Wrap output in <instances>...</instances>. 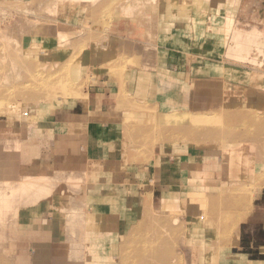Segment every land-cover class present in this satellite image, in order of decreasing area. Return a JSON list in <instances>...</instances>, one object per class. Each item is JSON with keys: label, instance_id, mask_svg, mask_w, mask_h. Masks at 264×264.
I'll use <instances>...</instances> for the list:
<instances>
[{"label": "rangeland", "instance_id": "374dc122", "mask_svg": "<svg viewBox=\"0 0 264 264\" xmlns=\"http://www.w3.org/2000/svg\"><path fill=\"white\" fill-rule=\"evenodd\" d=\"M54 1L0 0V198H10L0 264L27 258L18 243L53 248L62 238L80 249L70 264H264L246 262L236 241L264 193V0H99L65 21L69 43L47 56ZM98 84L119 119L95 133L100 153L74 154L75 169L70 133L101 124L81 114ZM79 116L83 126L72 123ZM56 135L65 144L53 152ZM38 161L50 178L67 175L52 189L54 209L50 199L23 201L22 189L15 207L10 190ZM237 188L241 207L219 221L225 210L212 202ZM36 216L44 224L29 239L20 228Z\"/></svg>", "mask_w": 264, "mask_h": 264}, {"label": "crops", "instance_id": "0c3cea01", "mask_svg": "<svg viewBox=\"0 0 264 264\" xmlns=\"http://www.w3.org/2000/svg\"><path fill=\"white\" fill-rule=\"evenodd\" d=\"M86 104L85 105L83 104V105L85 106V109L88 108L89 110L86 113H81V114L86 115V118L88 121L90 120L89 118L95 117L96 121H98L101 124L89 123V125L85 124V126H83L82 125L83 120H81L82 119L81 116L78 117L79 118L78 120H75L72 122L79 126L84 127L83 129H81V132H77L76 129H72V132L70 133V135H72L71 139H74V140H71L70 142V146H69L70 158H69L68 163L66 162V164L70 166L71 164H75V166H78V167H74L75 169L82 168V165L81 163L74 162V154L76 155L75 156L76 159L81 160L83 153H85V158L86 160L89 161L90 158L89 159L87 158L88 157L87 153H91V154H95L97 152L100 153V150L97 149L99 148L98 146L100 145V143L96 140V137H97L96 132H98L97 130L101 128L100 126L105 125V121L110 122V120L119 119V116H118L119 114L114 109L115 106L114 107L112 106L114 103L110 97V93H107L105 91V84H98L97 86L94 87L93 91L90 93V95H88ZM99 109H102V110L99 111ZM97 111H99L102 114L99 115L100 113H98ZM61 134H64V133H60L59 135ZM56 136H57L56 138L54 137L55 141H54V144L52 145L53 150H54L53 152L55 151L57 152L58 148L62 149L63 144H65V142L63 141L64 139H62L61 136L60 137L58 135ZM81 149L83 150L82 153H80ZM62 161H64L63 163H65V160H62ZM62 161H60L59 163L58 162L56 163V160H55V162H53L54 167L61 169L62 164H63ZM38 162L39 163H37V166L44 164V161H38ZM27 167L31 168L30 163L29 165H27ZM103 167L105 169V164L103 165ZM42 206L39 205V207L36 209L37 212H39L37 215L42 213V211H46L47 206H44V207ZM251 211L252 213L250 217L239 228V234L236 238L237 247L239 248V250H243V253L246 257L245 258L246 262H254V261L264 262V193L259 195L254 200V204H253ZM45 215L46 213L43 216ZM39 224L41 225L40 228H42V225L44 224L43 217L38 218L36 216L33 218H29L27 221H25V223L22 225L20 230L25 235H27L28 233L26 237L31 239L34 237V234L36 232L34 227L38 226ZM42 230L43 229H41L40 231ZM42 232H43L42 238L46 240L47 235H45V230H43ZM39 234L40 233H38V235ZM55 236H57V234ZM54 242L56 244L55 240L53 241V243ZM55 244L53 245V248ZM50 245L51 244H49L48 242H36V243L32 242L30 245L29 244L27 245L24 243H18V254H19V251H21L20 254L22 253V254L27 255V258H25L24 260L22 259L17 260V263L18 264L19 263L30 264V263L50 262L51 259L49 258L53 256V248L50 247ZM30 248L33 250V253L28 251V249Z\"/></svg>", "mask_w": 264, "mask_h": 264}, {"label": "bare ground", "instance_id": "6f19581e", "mask_svg": "<svg viewBox=\"0 0 264 264\" xmlns=\"http://www.w3.org/2000/svg\"><path fill=\"white\" fill-rule=\"evenodd\" d=\"M97 1H99V0H55L53 3H52V5H51V7H54V8H56V16H57V19H55V20H50L48 23H46V25H44L43 26V35H45V37H46V39L44 40V39H42V45L43 46H45V45H47V48H51V47H53V49H50L49 51H48V55L47 56H49V55H52V54H54L55 52L56 53H58L59 52V48H61V47H63L65 44H67V43H69L68 42V38H69V32H70V30H69V26L67 25V22H68V20L70 19V18H72L75 14H77V12H79V11H84L87 7H90V6H92L95 2H97ZM126 2H127V0H125ZM130 1V0H129ZM133 1H135V0H133ZM50 7V8H51ZM49 8V7H48ZM88 9V8H87ZM127 11V10H126ZM128 12V11H127ZM126 14V13H125ZM129 15H131V14H129ZM126 16H128V14L126 15ZM64 19V20H63ZM61 20H63V21H61ZM67 20V22H65ZM63 22H65V23H63ZM42 27V26H41ZM147 31V30H146ZM146 33V32H145ZM149 34V33H148ZM164 37H168V35H166V36H164ZM163 37V38H164ZM101 40H103V39H101ZM100 41V40H99ZM52 42H54L55 43V46H53L52 44ZM101 43V44H100ZM99 44L100 45H104V40L103 41H100L99 42ZM136 46V45H135ZM139 46H141V45H139ZM136 49L137 48H139V47H135ZM134 48V49H135ZM146 48V47H145ZM148 48V47H147ZM164 48V47H163ZM141 49H143V46L141 47ZM140 48H139V51L138 52H140L139 54H140V56H142L141 55V53H142V50H141ZM151 50H152V48H150ZM149 49V50H150ZM141 50V51H140ZM146 50V49H145ZM149 50H147V51H149ZM143 52L145 53V51L143 50ZM138 54V55H139ZM146 54V53H145ZM150 54V52L149 53H147V55H149ZM147 55L146 56H142V58H144V60H147L146 58H147ZM142 60V59H141ZM58 61V60H57ZM56 61V62H57ZM149 61V60H148ZM151 62V61H150ZM147 65V64H146ZM54 66H55V64H54ZM150 68V67H149ZM121 77V76H120ZM123 78V77H122ZM118 79H120L119 77H118ZM120 80H122V79H120ZM124 81V80H123ZM126 81V80H125ZM119 83V82H118ZM123 82L121 81V84H122ZM124 84H126V83H124ZM123 84V85H124ZM118 85V84H117ZM120 85V84H119ZM117 87V91H118V86H116ZM122 87V86H121ZM121 92H122V90H120ZM121 92H119V94L121 93ZM124 92V91H123ZM126 95V94H125ZM126 97V96H125ZM124 98V97H123ZM122 100V99H121ZM0 103L2 104V102L0 101ZM136 103V102H135ZM139 107V106H138ZM237 109V108H236ZM154 110H156V109H154ZM2 111H3V108H0V113H2ZM135 111V110H134ZM154 113H156V112H154ZM164 119V118H163ZM247 119H248V117H247ZM250 119H252V117L250 118ZM125 120H128V117L126 116L125 117ZM166 120V119H165ZM256 120V118L254 119V121ZM123 121V120H122ZM125 122V121H124ZM185 126V125H184ZM191 127V126H190ZM218 127V126H217ZM216 130V129H215ZM7 135H9V134H7ZM249 142V141H248ZM247 142V143H248ZM239 143H241V142H239ZM243 143H245V142H243ZM239 151V150H238ZM10 153V152H9ZM10 157H11V160H12V162L14 161V157H15V153H10ZM17 159V158H16ZM11 162V163H12ZM255 166V165H254ZM45 165H41L40 167L39 166H37L36 167V169L38 170L37 172H32L33 174H30L29 172H28V174H25V175H23L22 176V178H24L23 179V181H22V183H20V187H17V186H19V184L18 183H15L16 184V187H15V189H12V190H10V192L11 191H13L12 192V196H14V197H11L12 199V202H13V205L15 206V207H17L16 205H17V203H16V200H17V194H19V190L20 189H22V192H21V194H19L20 195V198L24 201V200H26V199H28V200H30V199H34V201H37V200H41V199H44V198H46V199H50L51 200V203H49V202H47V203H49V207H52L53 205L52 204H54L55 203V199L54 198H52L51 197V194H52V192H54L52 189L53 188H56V187H54L55 185H60L61 183V179L63 178L62 176H67V175H63L62 173H60L59 171H57V170H55L54 169V171L56 172V175L55 176H53V178H50L47 174H46V170H45ZM255 168V167H254ZM26 169H30L29 167H26ZM62 169V168H61ZM60 169V170H61ZM15 171H18V165H13V167H11V169H9L8 171H7V175H11V174H13V176H14V174H16L17 175V173L15 172ZM263 171H264V169H263ZM72 173V172H71ZM75 173H77V172H75ZM78 174V173H77ZM264 174V173H263ZM19 175V174H18ZM262 175V174H261ZM260 175V176H261ZM260 176H257V177H259V179H260ZM16 181V180H15ZM14 181V182H15ZM63 182V181H62ZM263 182H264V180H263ZM11 185V184H10ZM58 185V186H59ZM62 185V184H61ZM60 185V186H61ZM75 185V184H74ZM73 185V186H74ZM222 187V186H221ZM224 187L225 186H223L222 187V190L224 189ZM7 188H10V187H7ZM13 188V187H12ZM240 188H242V187H240ZM67 189H69V188H67ZM66 189V190H67ZM261 189V188H260ZM224 191V190H223ZM243 191V190H242ZM241 191V189H239V188H237L236 190H234V191H230L229 193H224V192H222L221 193V195H219L218 197V200H216V201H213L212 203H218V205H213V207H210V210H212V209H214L215 211L217 210V208L218 209H222V210H225V211H221V218L219 219V221L220 220H223V218H225V215L227 214V213H230V212H233L235 209L237 210L238 209V207L240 206L241 207V202H240V199L242 198L241 196V193L240 192H242ZM245 191V190H244ZM62 194V193H61ZM242 194H243V192H242ZM77 196V195H76ZM75 195H73V197H76ZM80 196V195H79ZM3 197V196H2ZM80 198H81V196H80ZM249 198V197H248ZM3 199H5V200H3ZM9 200L10 198H0V209L1 208H6L8 205H10V204H7V201L6 200ZM36 199V200H35ZM82 199V198H81ZM214 199H216V198H214ZM214 199H212V200H214ZM246 200V202H244L243 204H246V206L249 208V202H248V200H247V198L245 199ZM3 201H4V203H3ZM70 201V200H69ZM68 201V202H69ZM78 201V200H77ZM71 202V201H70ZM83 202V201H82ZM243 202V201H242ZM80 203V202H79ZM75 204H76V202H75ZM12 205V206H13ZM74 206H76V205H74ZM19 207V206H18ZM53 208V207H52ZM54 209V208H53ZM67 210H69L70 211V209H67ZM246 210V209H245ZM68 211V212H69ZM75 211V210H74ZM4 212H6V211H4ZM67 212V211H66ZM179 212V211H178ZM57 213V212H56ZM85 213V212H84ZM5 214V213H4ZM62 215V214H61ZM81 216V215H80ZM0 217H3V215L1 216L0 215ZM72 217V216H71ZM79 217V216H78ZM69 218V217H68ZM82 218H84L83 216L81 217V219ZM215 218V217H214ZM216 219V218H215ZM12 220V219H11ZM74 220H76V219H74ZM6 221V220H5ZM77 221V220H76ZM79 221V220H78ZM84 221V220H83ZM74 222V221H73ZM72 222V223H73ZM81 222V221H80ZM17 223V222H16ZM78 223V222H77ZM11 224H12V228H11ZM9 226H10V228H11V230H13V227H15V221H14V219L12 220V223H11ZM15 224V225H14ZM65 224V223H64ZM69 224V223H68ZM81 225V224H80ZM72 226V225H71ZM68 227V226H67ZM66 227V228H67ZM77 227V226H76ZM16 228V227H15ZM61 229V228H60ZM74 229V228H73ZM76 229V228H75ZM76 230H78V229H76ZM32 231V230H31ZM64 231V230H63ZM216 231H218V230H216ZM61 232V231H60ZM75 231H71L70 232V236L72 237V241H74L73 239H75L76 240V238L77 237H75V238H73L74 237V235H72V234H75L74 233ZM68 233V232H67ZM31 234V233H30ZM27 235H28V233H27ZM218 235V234H217ZM60 237H61V234H60ZM65 237V236H64ZM69 237V236H68ZM1 238H3V237H1ZM7 238V237H6ZM5 238V239H6ZM8 239V238H7ZM62 240V241H61ZM78 241V240H77ZM76 241V242H77ZM66 244H68L67 242H65ZM85 245V244H84ZM36 247V246H35ZM87 247V246H86ZM42 248V247H41ZM84 248H85V246H84ZM21 249V248H20ZM3 250V249H2ZM28 251L29 252H31V253H33V250L32 249H28ZM67 251H70V253L68 254L67 253ZM18 253V249L16 250L15 249V253ZM86 252V251H85ZM78 253H80V249L77 247V248H74V246H70V248L69 247H66L65 245H64V242H63V238L62 239H60V240H57L56 241V244H55V246H54V248H53V256H54V259L56 260V262H60V261H63L65 264H70L71 262H72V255H77ZM87 253H89V252H87ZM67 254H68V256H67ZM13 255V254H12ZM24 255V254H23ZM30 255V254H29ZM5 256H6V254H5ZM66 256H67V258H66ZM7 257H10V256H7ZM8 259V258H7ZM6 259V260H7ZM5 259H3V261H4ZM53 263V262H51V263H53V264H58V263ZM16 263H17V261H16ZM41 264H50L49 262L48 263H46V262H43V263H41ZM60 264H61V262H60Z\"/></svg>", "mask_w": 264, "mask_h": 264}]
</instances>
